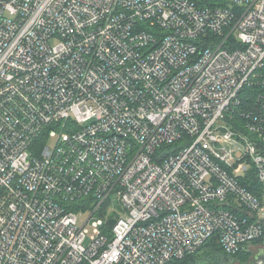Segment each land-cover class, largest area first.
I'll return each mask as SVG.
<instances>
[{
  "label": "built area",
  "instance_id": "1",
  "mask_svg": "<svg viewBox=\"0 0 264 264\" xmlns=\"http://www.w3.org/2000/svg\"><path fill=\"white\" fill-rule=\"evenodd\" d=\"M249 178L264 0H0V264L234 258L264 241Z\"/></svg>",
  "mask_w": 264,
  "mask_h": 264
},
{
  "label": "trees",
  "instance_id": "2",
  "mask_svg": "<svg viewBox=\"0 0 264 264\" xmlns=\"http://www.w3.org/2000/svg\"><path fill=\"white\" fill-rule=\"evenodd\" d=\"M252 102V101H251ZM249 102L248 106L252 105ZM250 192L255 194L260 199L264 197V184L260 181L249 178L243 184ZM264 241H258L255 244H261ZM251 253L241 251L234 258L240 259L243 263H248ZM229 258L223 252L218 236L209 239L198 251L193 254L186 255L183 259L173 260L169 264H224V261Z\"/></svg>",
  "mask_w": 264,
  "mask_h": 264
},
{
  "label": "rangeland",
  "instance_id": "3",
  "mask_svg": "<svg viewBox=\"0 0 264 264\" xmlns=\"http://www.w3.org/2000/svg\"><path fill=\"white\" fill-rule=\"evenodd\" d=\"M52 43H56V41H53ZM87 214L85 215L84 219H87ZM121 216H124V214L121 213ZM87 229L89 230L90 235L92 234V224L90 223L89 225H87ZM261 250H264V243L261 244H257L255 245V247L252 250L247 251L248 253H251L250 258L248 259V263L246 262V264H249L252 259H254L255 255H257ZM224 264H245L243 263L240 259L237 258H227V260L224 261Z\"/></svg>",
  "mask_w": 264,
  "mask_h": 264
},
{
  "label": "water",
  "instance_id": "4",
  "mask_svg": "<svg viewBox=\"0 0 264 264\" xmlns=\"http://www.w3.org/2000/svg\"><path fill=\"white\" fill-rule=\"evenodd\" d=\"M253 264H264V250L255 255Z\"/></svg>",
  "mask_w": 264,
  "mask_h": 264
},
{
  "label": "flooded vegetation",
  "instance_id": "5",
  "mask_svg": "<svg viewBox=\"0 0 264 264\" xmlns=\"http://www.w3.org/2000/svg\"><path fill=\"white\" fill-rule=\"evenodd\" d=\"M253 262H254V259H252V261L249 264H253Z\"/></svg>",
  "mask_w": 264,
  "mask_h": 264
}]
</instances>
